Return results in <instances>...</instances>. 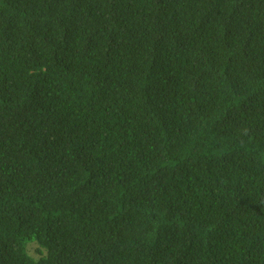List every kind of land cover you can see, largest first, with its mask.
<instances>
[{"label": "trees", "instance_id": "16d2710c", "mask_svg": "<svg viewBox=\"0 0 264 264\" xmlns=\"http://www.w3.org/2000/svg\"><path fill=\"white\" fill-rule=\"evenodd\" d=\"M0 264H264V0H0Z\"/></svg>", "mask_w": 264, "mask_h": 264}]
</instances>
